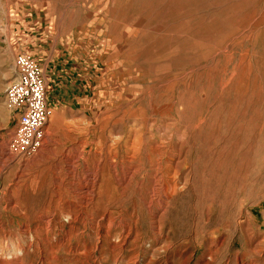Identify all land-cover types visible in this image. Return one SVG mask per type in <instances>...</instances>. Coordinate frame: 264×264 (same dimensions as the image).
Wrapping results in <instances>:
<instances>
[{
	"label": "rangeland",
	"instance_id": "374dc122",
	"mask_svg": "<svg viewBox=\"0 0 264 264\" xmlns=\"http://www.w3.org/2000/svg\"><path fill=\"white\" fill-rule=\"evenodd\" d=\"M22 52L74 73L30 158ZM2 263L264 264V0H0Z\"/></svg>",
	"mask_w": 264,
	"mask_h": 264
},
{
	"label": "built area",
	"instance_id": "2783aa9c",
	"mask_svg": "<svg viewBox=\"0 0 264 264\" xmlns=\"http://www.w3.org/2000/svg\"><path fill=\"white\" fill-rule=\"evenodd\" d=\"M16 77L7 90L6 103L18 121L8 145L12 155L30 158L44 146L52 110L47 102V87L34 56L18 53L15 58Z\"/></svg>",
	"mask_w": 264,
	"mask_h": 264
},
{
	"label": "crops",
	"instance_id": "0c3cea01",
	"mask_svg": "<svg viewBox=\"0 0 264 264\" xmlns=\"http://www.w3.org/2000/svg\"><path fill=\"white\" fill-rule=\"evenodd\" d=\"M49 59L51 61V63L48 61L50 69L47 67L45 68L44 66H42V69L47 86V92L54 94V107L58 110L64 106V103L62 102H66L68 99L67 97L69 96V92L66 90L70 89L68 84H70V79L74 73L73 70L68 71L61 60L52 62L51 58Z\"/></svg>",
	"mask_w": 264,
	"mask_h": 264
},
{
	"label": "bare ground",
	"instance_id": "6f19581e",
	"mask_svg": "<svg viewBox=\"0 0 264 264\" xmlns=\"http://www.w3.org/2000/svg\"><path fill=\"white\" fill-rule=\"evenodd\" d=\"M150 108H151V107H150ZM133 140H134V139H133ZM130 145H131V144H130ZM5 157H6V156H5ZM9 157H10V156H9ZM9 157H8V159H10ZM5 160H7V159H5ZM5 160H4V161H5ZM7 161H9V160H7ZM3 163H4V162H3ZM69 163H70V162H69ZM117 178H118V177H117ZM157 180H158V179H157ZM93 182H94V181H93ZM171 186H172V185H171ZM91 196H92V195H91ZM85 203H86V202H85ZM50 206H51V205H50ZM82 207H83V206H82ZM85 207H87V206H85ZM80 212H81V211H80ZM72 213H73V212H72ZM86 213H87V212H86ZM74 214H75V213H74ZM30 231H31V230H30ZM2 264H3V263H2Z\"/></svg>",
	"mask_w": 264,
	"mask_h": 264
}]
</instances>
